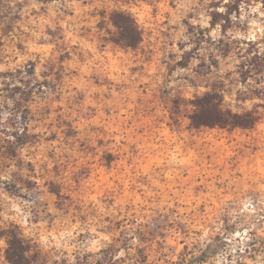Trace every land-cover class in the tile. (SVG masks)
I'll return each instance as SVG.
<instances>
[{"label": "rangeland", "instance_id": "rangeland-1", "mask_svg": "<svg viewBox=\"0 0 264 264\" xmlns=\"http://www.w3.org/2000/svg\"><path fill=\"white\" fill-rule=\"evenodd\" d=\"M0 264H264V0H0Z\"/></svg>", "mask_w": 264, "mask_h": 264}, {"label": "trees", "instance_id": "trees-1", "mask_svg": "<svg viewBox=\"0 0 264 264\" xmlns=\"http://www.w3.org/2000/svg\"><path fill=\"white\" fill-rule=\"evenodd\" d=\"M110 19L116 28V43L135 46L141 40V33L134 19L123 11H113ZM193 112L189 116L191 123L197 126H252L257 117L254 113H237L228 108L223 98L217 94L205 93L190 101Z\"/></svg>", "mask_w": 264, "mask_h": 264}]
</instances>
